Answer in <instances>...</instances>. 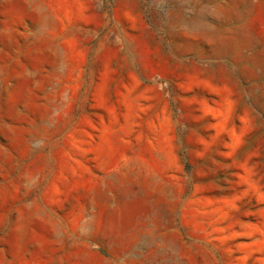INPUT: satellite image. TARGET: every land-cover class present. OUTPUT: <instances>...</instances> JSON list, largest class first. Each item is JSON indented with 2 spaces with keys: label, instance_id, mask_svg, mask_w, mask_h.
Wrapping results in <instances>:
<instances>
[{
  "label": "rangeland",
  "instance_id": "374dc122",
  "mask_svg": "<svg viewBox=\"0 0 264 264\" xmlns=\"http://www.w3.org/2000/svg\"><path fill=\"white\" fill-rule=\"evenodd\" d=\"M0 264H264V0H0Z\"/></svg>",
  "mask_w": 264,
  "mask_h": 264
}]
</instances>
